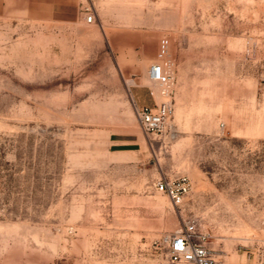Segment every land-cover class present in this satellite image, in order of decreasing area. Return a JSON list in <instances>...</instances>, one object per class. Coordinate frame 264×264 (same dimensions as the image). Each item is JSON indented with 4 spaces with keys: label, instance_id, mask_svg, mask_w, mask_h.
I'll return each mask as SVG.
<instances>
[{
    "label": "rangeland",
    "instance_id": "obj_1",
    "mask_svg": "<svg viewBox=\"0 0 264 264\" xmlns=\"http://www.w3.org/2000/svg\"><path fill=\"white\" fill-rule=\"evenodd\" d=\"M180 174L176 206L154 182ZM189 220L218 264H264V0H0V264H175Z\"/></svg>",
    "mask_w": 264,
    "mask_h": 264
},
{
    "label": "built area",
    "instance_id": "obj_2",
    "mask_svg": "<svg viewBox=\"0 0 264 264\" xmlns=\"http://www.w3.org/2000/svg\"><path fill=\"white\" fill-rule=\"evenodd\" d=\"M86 20L92 22L94 14L87 10ZM170 38H160L156 61L150 66V76L162 84H172L174 77L169 70L170 61L167 58L170 51ZM137 119L144 133L147 135L162 130L171 111L168 104L156 108L134 104ZM157 191L166 193L171 202L180 206L191 192L192 181L187 174L176 177H164L154 182ZM211 234L189 220L169 239L170 257L175 264H218L213 249L208 245Z\"/></svg>",
    "mask_w": 264,
    "mask_h": 264
},
{
    "label": "bare ground",
    "instance_id": "obj_3",
    "mask_svg": "<svg viewBox=\"0 0 264 264\" xmlns=\"http://www.w3.org/2000/svg\"><path fill=\"white\" fill-rule=\"evenodd\" d=\"M167 58L170 61L169 70L171 71L173 77H175L174 70H173L172 56L170 55V51H169V54H168ZM150 66H149V69H148V75H147V73L143 75L142 80H141V84L150 85L155 90L154 94H155V97H156V99L158 101H159V89L158 88L160 87V96H161L160 105L167 104V102H168L167 98L170 96L173 82L170 85H165V84H162V83H160V82H158L156 80H152V78L150 76ZM128 83L129 84H134V81L133 80H128Z\"/></svg>",
    "mask_w": 264,
    "mask_h": 264
},
{
    "label": "crops",
    "instance_id": "obj_4",
    "mask_svg": "<svg viewBox=\"0 0 264 264\" xmlns=\"http://www.w3.org/2000/svg\"><path fill=\"white\" fill-rule=\"evenodd\" d=\"M71 1H72V0H71ZM73 1H75V0H73ZM113 144H114V145H122L123 142H121L120 140H113Z\"/></svg>",
    "mask_w": 264,
    "mask_h": 264
}]
</instances>
